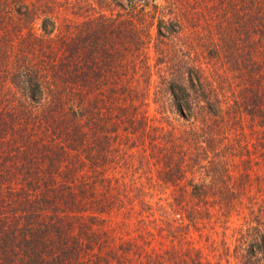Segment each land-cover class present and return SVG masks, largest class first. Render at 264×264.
<instances>
[{
	"label": "trees",
	"instance_id": "1",
	"mask_svg": "<svg viewBox=\"0 0 264 264\" xmlns=\"http://www.w3.org/2000/svg\"><path fill=\"white\" fill-rule=\"evenodd\" d=\"M30 1L0 0V264H264V0Z\"/></svg>",
	"mask_w": 264,
	"mask_h": 264
},
{
	"label": "rangeland",
	"instance_id": "2",
	"mask_svg": "<svg viewBox=\"0 0 264 264\" xmlns=\"http://www.w3.org/2000/svg\"><path fill=\"white\" fill-rule=\"evenodd\" d=\"M28 1H30V0H28ZM36 1H39L43 4V6H44L43 10L45 11L46 14H50L51 17L56 16L55 18L58 20V24H61L64 21L79 22V21L86 19L87 13L85 12V8H83V7L87 6V3L84 2V0H81L79 5H75V6H73V4L76 0H36ZM81 8H83V9H81ZM98 14H99V9H96V12H94L93 15L97 16ZM155 109H156V106L154 103H152L151 107H150V115L154 119L151 121L152 124L154 123L155 125L163 126L167 130L168 129L175 130L176 128H173L174 126L175 127H181V125L183 124V120H181L178 117V115H175L173 112L162 115V114L156 113ZM228 164H230L231 166L232 165L234 166V164L238 165V168L235 169V171L233 172L235 174H239L238 169L242 171L244 168V165L242 162H228ZM134 169L136 172H134V173L131 172L128 175L127 180L132 182V181H134V178H138L137 180H140L141 178H143L142 180H140L138 182V184L142 181L145 183L146 178H145V175L143 174V170L140 169V163L136 162ZM141 175H143V176H141ZM155 188H157V187H155ZM149 191H150L149 197L155 198V195L157 193H159L160 190L149 189ZM245 214L248 216V209H246V208L242 209V213L240 215H237V213L235 212L234 217L232 218V222L237 223V224L242 223L244 221ZM153 246L156 249L160 248L159 243H153ZM189 247L190 246L188 244H185L183 247H182V244L178 245L177 246V249H178L177 253L181 250L186 251ZM163 248H170V247L167 245H164ZM174 254L176 255V252Z\"/></svg>",
	"mask_w": 264,
	"mask_h": 264
}]
</instances>
